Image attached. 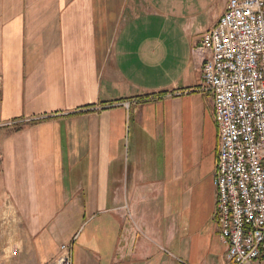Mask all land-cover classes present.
<instances>
[{
	"label": "crops",
	"instance_id": "1",
	"mask_svg": "<svg viewBox=\"0 0 264 264\" xmlns=\"http://www.w3.org/2000/svg\"><path fill=\"white\" fill-rule=\"evenodd\" d=\"M228 0H0V209L34 261L229 264L196 48Z\"/></svg>",
	"mask_w": 264,
	"mask_h": 264
},
{
	"label": "built area",
	"instance_id": "2",
	"mask_svg": "<svg viewBox=\"0 0 264 264\" xmlns=\"http://www.w3.org/2000/svg\"><path fill=\"white\" fill-rule=\"evenodd\" d=\"M195 52L213 96L215 223L229 264H264V0H228ZM48 264H74L73 243Z\"/></svg>",
	"mask_w": 264,
	"mask_h": 264
},
{
	"label": "rangeland",
	"instance_id": "3",
	"mask_svg": "<svg viewBox=\"0 0 264 264\" xmlns=\"http://www.w3.org/2000/svg\"><path fill=\"white\" fill-rule=\"evenodd\" d=\"M0 264H38L10 208L0 209Z\"/></svg>",
	"mask_w": 264,
	"mask_h": 264
}]
</instances>
